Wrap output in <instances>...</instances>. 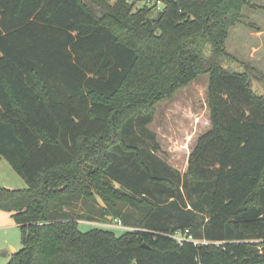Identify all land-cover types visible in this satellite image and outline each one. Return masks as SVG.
I'll return each instance as SVG.
<instances>
[{
	"label": "trees",
	"instance_id": "16d2710c",
	"mask_svg": "<svg viewBox=\"0 0 264 264\" xmlns=\"http://www.w3.org/2000/svg\"><path fill=\"white\" fill-rule=\"evenodd\" d=\"M156 1L0 0V159L27 186L0 187L7 264H264V95L225 48L247 1ZM204 75L211 128L181 176L147 126ZM112 220L133 230L79 229Z\"/></svg>",
	"mask_w": 264,
	"mask_h": 264
},
{
	"label": "rangeland",
	"instance_id": "374dc122",
	"mask_svg": "<svg viewBox=\"0 0 264 264\" xmlns=\"http://www.w3.org/2000/svg\"><path fill=\"white\" fill-rule=\"evenodd\" d=\"M102 1L109 9H114L116 6V0ZM128 1L134 4L132 10L141 8L145 3L141 0ZM246 1L247 4L241 11L240 22L234 24L229 31L225 48L226 52L234 59L232 67L240 72H243L245 68L248 71V78H251V90L258 95H264V0ZM157 7L160 11L163 4L159 3ZM250 71L256 72L262 78L251 77ZM207 86L208 76L204 75L177 92L171 100L159 103L155 107L151 123L147 126V130L155 136L154 140L159 148L157 156L177 170L181 176L187 172L188 157L198 138L211 128ZM192 185L189 183L188 192L190 193L194 186ZM0 187L9 190H22L27 187L24 180L3 159H0ZM182 187L180 182V192L185 198L186 190ZM197 195H192L193 201L197 200ZM206 221L205 213L197 214L196 229L199 232L203 230ZM94 227L108 229L116 236L121 235L124 231L133 230V228L124 225H122L124 229H120L113 220L104 224L100 222L79 224L81 231H88ZM18 234L17 250L21 247L20 232Z\"/></svg>",
	"mask_w": 264,
	"mask_h": 264
},
{
	"label": "crops",
	"instance_id": "0c3cea01",
	"mask_svg": "<svg viewBox=\"0 0 264 264\" xmlns=\"http://www.w3.org/2000/svg\"><path fill=\"white\" fill-rule=\"evenodd\" d=\"M80 223L92 224L83 221ZM19 232V227L14 222L11 214L0 211V264H7L9 256L17 251Z\"/></svg>",
	"mask_w": 264,
	"mask_h": 264
},
{
	"label": "built area",
	"instance_id": "2783aa9c",
	"mask_svg": "<svg viewBox=\"0 0 264 264\" xmlns=\"http://www.w3.org/2000/svg\"><path fill=\"white\" fill-rule=\"evenodd\" d=\"M146 3H149L150 0H142ZM159 3H161L160 1H156V4L158 5ZM115 223L117 224V227H120V229H124L122 227V224L120 223L119 220H114ZM171 239H173L178 245H181L185 242H189V243H192L194 245H197V244H207L206 241H197L193 238V236L190 234L189 230H184L183 232H176L175 234L173 235H169Z\"/></svg>",
	"mask_w": 264,
	"mask_h": 264
},
{
	"label": "water",
	"instance_id": "95a60500",
	"mask_svg": "<svg viewBox=\"0 0 264 264\" xmlns=\"http://www.w3.org/2000/svg\"><path fill=\"white\" fill-rule=\"evenodd\" d=\"M250 76L256 79H261V75L257 74L256 72L250 71ZM248 84H251V78H248ZM135 264V263H134Z\"/></svg>",
	"mask_w": 264,
	"mask_h": 264
}]
</instances>
